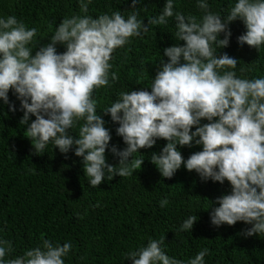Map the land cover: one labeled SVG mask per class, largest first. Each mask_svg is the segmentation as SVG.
<instances>
[{
	"label": "clouds",
	"instance_id": "obj_1",
	"mask_svg": "<svg viewBox=\"0 0 264 264\" xmlns=\"http://www.w3.org/2000/svg\"><path fill=\"white\" fill-rule=\"evenodd\" d=\"M82 15L62 18L48 42L33 52L35 27H26L14 15L0 16V103L9 111L19 110L20 125L35 154L51 144L60 153L71 148L82 158L88 184L96 187L114 174L129 175V162L139 148L152 146L157 139L165 143L151 152L150 161L160 176L171 177L183 165L201 180L224 183L229 191L215 197L209 211L210 223L232 225L242 221L250 227L243 235L264 234V75L247 78L234 69L237 59L217 49L228 44V22L239 19L244 31L238 44L258 49L264 44V0H232L226 15L211 11L207 0H195L202 15L197 18L174 11V0H164L161 11L142 23L133 5L126 16L120 10L88 15L91 0H77ZM174 20L175 41L163 48L158 68L147 87L121 90L101 112L116 123L115 133L124 147L109 145L110 131L97 113L93 89L117 79L112 53L147 31L148 25ZM223 32V38H218ZM63 45L57 52L55 45ZM245 69L241 68L240 72ZM11 89L18 107L8 99ZM34 119L29 120V116ZM205 123H201V120ZM79 124L76 138L67 130ZM199 145L186 158L177 148ZM118 162H106L105 149ZM142 160L137 159L136 165ZM159 206L168 203L159 200ZM206 208V209H207ZM197 217L190 214L179 225L191 229ZM72 247L43 239L22 255L4 259L11 242L0 238V264H64ZM208 249L201 248L187 260L164 251V236L149 238L146 244L129 250L130 264H205Z\"/></svg>",
	"mask_w": 264,
	"mask_h": 264
},
{
	"label": "trees",
	"instance_id": "obj_2",
	"mask_svg": "<svg viewBox=\"0 0 264 264\" xmlns=\"http://www.w3.org/2000/svg\"><path fill=\"white\" fill-rule=\"evenodd\" d=\"M164 0H140L135 7L142 23L157 15ZM209 8L221 18L226 15L232 0H207ZM131 0H91L87 14L93 17L113 10L125 16L133 11ZM174 11L199 18L201 10L195 0H174ZM82 15L77 0H0V16L14 15L26 27H35L33 52L48 42L55 25L67 16ZM228 44L217 49V55L227 53L237 59L234 71L238 76L252 78L264 75V44L258 49L238 44L236 37L245 29L239 19L228 22ZM174 20L167 24L148 25L147 31L130 37L128 43L111 54L109 71L117 73L110 85L93 89L97 113L110 131L109 145L122 149L125 145L115 133L118 126L106 113L101 112L121 90L147 87L154 76L163 48L175 41ZM221 32L218 38H223ZM57 52L63 45H55ZM244 68V72L240 69ZM9 101L16 107L19 101L8 92ZM22 111H9L0 103V238L11 242V251L4 259L15 258L26 249L35 247L43 239L72 247L64 264H130L129 250L146 244L149 238L164 236V251L169 256L187 260L201 248H207L205 264H264V234L243 235L250 227L242 221L232 225L214 226L209 211L215 197L229 191L228 182L203 181L183 165L171 177L160 176L150 161L151 152H159L165 143L159 138L148 148H139L129 162V175H113L93 187L83 173L82 158L70 148L60 153L51 144L43 153L35 154L25 136V125L19 124ZM34 119L31 115L29 120ZM201 120V123H205ZM77 122L69 133L76 138ZM199 145H177L181 155L187 157L198 151ZM106 162L116 165L118 157L105 149ZM137 159L142 160L136 165ZM167 198L161 207L159 200ZM207 208V209H206ZM197 219L191 229L181 231L180 223L188 215Z\"/></svg>",
	"mask_w": 264,
	"mask_h": 264
}]
</instances>
